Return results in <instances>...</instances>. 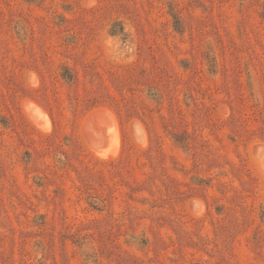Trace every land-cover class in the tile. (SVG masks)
<instances>
[{
	"label": "rangeland",
	"instance_id": "rangeland-1",
	"mask_svg": "<svg viewBox=\"0 0 264 264\" xmlns=\"http://www.w3.org/2000/svg\"><path fill=\"white\" fill-rule=\"evenodd\" d=\"M0 264H264V0H0Z\"/></svg>",
	"mask_w": 264,
	"mask_h": 264
}]
</instances>
